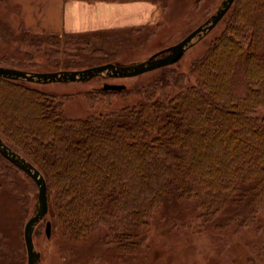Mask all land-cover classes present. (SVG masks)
<instances>
[{
	"label": "trees",
	"instance_id": "1",
	"mask_svg": "<svg viewBox=\"0 0 264 264\" xmlns=\"http://www.w3.org/2000/svg\"><path fill=\"white\" fill-rule=\"evenodd\" d=\"M222 21L188 73L161 68L145 87L122 90L125 99L140 93L136 103L109 113L68 117L59 96L0 76V135L44 174L52 230L73 240L99 232L133 252L173 197L196 200L206 223L225 215L242 228L259 222L264 233V0H235ZM1 22L12 53H0V65L59 70L115 60L86 55L94 37L110 39L103 30L35 33L22 23L14 32ZM22 45L31 51L16 50ZM0 181L19 212L32 207L36 182L1 153ZM0 251L9 264L7 241Z\"/></svg>",
	"mask_w": 264,
	"mask_h": 264
},
{
	"label": "rangeland",
	"instance_id": "2",
	"mask_svg": "<svg viewBox=\"0 0 264 264\" xmlns=\"http://www.w3.org/2000/svg\"><path fill=\"white\" fill-rule=\"evenodd\" d=\"M3 1L5 3L0 4V21L18 32L22 25L21 10L8 0ZM222 1H125V23L136 22L144 25L103 30L101 34H109L110 39L105 38V35L94 37L89 45L93 53L86 55H98L96 61L115 59L114 62L120 66L137 64L178 43L204 23L220 7ZM87 12L93 14L95 10ZM33 15L38 23L39 13L34 11ZM53 16L55 19L58 17L55 12ZM30 24L34 25V19ZM43 26L44 22L41 21L38 26L33 27L32 32L42 30ZM223 29L224 23L221 21L198 39L174 66L180 72L188 73L191 63L204 54ZM95 32L97 31L80 33L95 36ZM5 35L4 27L0 26V53H9L11 50V44L5 42L8 41ZM16 50L30 52L31 48L22 45ZM72 50L68 48L66 51L73 53ZM86 55L75 54L71 60L83 63L86 62ZM33 71L53 70L40 67ZM159 74L158 68L137 76L104 75L87 81L33 82L32 85L63 99L68 117L84 118L136 103L141 98L136 91L148 85ZM106 83L125 85L126 89L136 91H132L130 97L125 99L122 90H104ZM21 106L17 105L18 108ZM34 193V189H31L29 197L32 207L25 212H19L12 190L2 187L0 181V239L7 241L11 250L9 264H28L27 249L25 243L23 244L24 227L36 210L38 191L36 200L33 199ZM200 213L201 209L193 198L170 197L152 221L147 245L133 252L118 249L107 238L102 239L99 232L91 233L82 240H73L66 239L61 232L53 229L51 237H48L45 231L46 222L49 220L47 216L37 225L34 242L37 250L42 253L40 264H264V233L256 231L259 222L252 227L242 228L236 222L228 221L225 215H220L214 221L206 223ZM19 244L20 246H15Z\"/></svg>",
	"mask_w": 264,
	"mask_h": 264
},
{
	"label": "water",
	"instance_id": "3",
	"mask_svg": "<svg viewBox=\"0 0 264 264\" xmlns=\"http://www.w3.org/2000/svg\"><path fill=\"white\" fill-rule=\"evenodd\" d=\"M235 0H223L221 6L204 23L192 30L178 43L153 54L148 59L134 65L120 66L114 62L94 65L83 69H61L56 71H29L0 65V76L29 82L87 81L99 75L112 77L137 76L144 72L177 63L186 51L211 31L227 14ZM166 52L164 55H160ZM125 85L106 83L104 90H124ZM0 153L27 173L38 186V206L26 222L24 238L28 253V264H40L41 252L35 247L34 230L49 212L48 185L44 174L20 152L13 149L0 135ZM52 224L47 222L46 233L51 236Z\"/></svg>",
	"mask_w": 264,
	"mask_h": 264
},
{
	"label": "crops",
	"instance_id": "4",
	"mask_svg": "<svg viewBox=\"0 0 264 264\" xmlns=\"http://www.w3.org/2000/svg\"><path fill=\"white\" fill-rule=\"evenodd\" d=\"M125 1L128 0H9L21 10L22 23L29 30L34 31L33 27L43 21L42 30L35 31L43 33L87 32L144 25L125 23ZM93 10V14L87 12ZM34 11L39 13L38 23ZM54 12L57 19L53 16ZM33 19L34 25L30 24Z\"/></svg>",
	"mask_w": 264,
	"mask_h": 264
}]
</instances>
